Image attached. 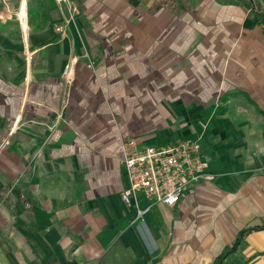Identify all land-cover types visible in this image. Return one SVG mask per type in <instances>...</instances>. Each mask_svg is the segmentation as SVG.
Returning <instances> with one entry per match:
<instances>
[{
	"label": "crops",
	"instance_id": "obj_1",
	"mask_svg": "<svg viewBox=\"0 0 264 264\" xmlns=\"http://www.w3.org/2000/svg\"><path fill=\"white\" fill-rule=\"evenodd\" d=\"M22 1L0 0V264H214L244 229L222 264H264L255 0H75L64 35L56 0ZM133 137L195 141L216 177L126 204Z\"/></svg>",
	"mask_w": 264,
	"mask_h": 264
},
{
	"label": "built area",
	"instance_id": "obj_2",
	"mask_svg": "<svg viewBox=\"0 0 264 264\" xmlns=\"http://www.w3.org/2000/svg\"><path fill=\"white\" fill-rule=\"evenodd\" d=\"M65 12L56 29L62 35L67 33L69 23L80 12L74 0H56ZM257 12H264V0L253 1ZM86 59L93 68L96 61L89 54L73 55L63 74L66 85L75 80L76 64ZM138 138L123 140V162L129 185L122 193L123 201L129 204L132 196L142 192L155 201L175 205L197 183L212 181L215 174L207 172L200 155V146L195 141L179 140L172 143L142 145Z\"/></svg>",
	"mask_w": 264,
	"mask_h": 264
},
{
	"label": "trees",
	"instance_id": "obj_3",
	"mask_svg": "<svg viewBox=\"0 0 264 264\" xmlns=\"http://www.w3.org/2000/svg\"><path fill=\"white\" fill-rule=\"evenodd\" d=\"M259 22L264 25V12L258 13ZM264 228V222L258 226ZM248 231V229L241 230L234 242V244L228 248H226L215 260L214 264H222L223 261L232 253V251L238 246L239 242L241 241L243 235Z\"/></svg>",
	"mask_w": 264,
	"mask_h": 264
},
{
	"label": "rangeland",
	"instance_id": "obj_4",
	"mask_svg": "<svg viewBox=\"0 0 264 264\" xmlns=\"http://www.w3.org/2000/svg\"><path fill=\"white\" fill-rule=\"evenodd\" d=\"M13 1H15V2H17L18 4L21 2V4L23 5L24 4V1H22V0H13ZM75 1V0H74ZM23 2V3H22ZM57 2V1H56ZM27 3H28V0H27ZM189 82H190V80H183V87L186 89H188V84H189ZM233 94H235V95H240V93H242L241 91H237V90H234L233 92H232ZM214 94H216V96L218 95V92L217 91H215V93Z\"/></svg>",
	"mask_w": 264,
	"mask_h": 264
}]
</instances>
